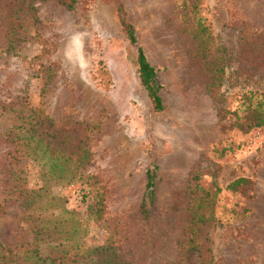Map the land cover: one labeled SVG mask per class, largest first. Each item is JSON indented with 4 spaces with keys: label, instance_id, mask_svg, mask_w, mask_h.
<instances>
[{
    "label": "rangeland",
    "instance_id": "374dc122",
    "mask_svg": "<svg viewBox=\"0 0 264 264\" xmlns=\"http://www.w3.org/2000/svg\"><path fill=\"white\" fill-rule=\"evenodd\" d=\"M245 91L264 103V0H0V264H264V124L233 126ZM77 139L89 163L57 183L43 144Z\"/></svg>",
    "mask_w": 264,
    "mask_h": 264
},
{
    "label": "trees",
    "instance_id": "16d2710c",
    "mask_svg": "<svg viewBox=\"0 0 264 264\" xmlns=\"http://www.w3.org/2000/svg\"><path fill=\"white\" fill-rule=\"evenodd\" d=\"M67 9H71L75 3V0H58ZM118 23L125 35V38L129 45H135L136 39L134 36L133 27L124 18L121 8L118 6ZM136 72L138 80L146 92V95L151 103V108L155 112L162 110L161 99L158 95L159 85L156 81L155 71L147 62L140 47L136 48ZM209 86V85H208ZM241 104L243 105V114L241 118L235 119L233 126L237 127L241 131H248L253 128L261 127L264 124V103L261 100H253V93L250 91L241 92L240 94ZM69 138L66 136L65 140ZM75 144L70 145L67 148L58 146H49V142L46 141L43 144V149L40 151L42 157L51 159L50 169L53 174V180L57 183H64L65 185L71 184L73 180L81 177L82 163H89V152L85 147V143L80 144V141H74ZM72 144V143H71ZM247 180L238 179L228 184L227 189L229 191H235L238 187L246 184ZM154 174L152 169H147L145 172V185L140 204V211L144 217H147V209L151 204L154 197ZM103 212V200L102 197L98 198L92 208L91 215L94 219H99ZM47 260V256L42 261ZM70 262V264H72ZM80 262H78L79 264ZM107 264H111L106 260Z\"/></svg>",
    "mask_w": 264,
    "mask_h": 264
}]
</instances>
